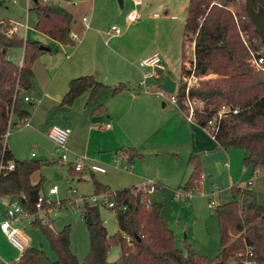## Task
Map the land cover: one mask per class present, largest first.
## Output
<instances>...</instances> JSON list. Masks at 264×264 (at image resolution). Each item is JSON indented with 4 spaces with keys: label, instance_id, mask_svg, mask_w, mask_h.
<instances>
[{
    "label": "trees",
    "instance_id": "16d2710c",
    "mask_svg": "<svg viewBox=\"0 0 264 264\" xmlns=\"http://www.w3.org/2000/svg\"><path fill=\"white\" fill-rule=\"evenodd\" d=\"M253 7H264V0H252ZM238 0H188L183 23L181 59L183 61L185 43L194 40L196 60L195 75L198 82L190 89V96L200 105L195 110L194 121L205 128L206 122L213 118L220 107L225 105L229 111L223 115L219 128L213 137L222 148H237L244 153L243 163L258 173H264V70H254L249 62V53L244 45L231 8ZM245 4V3H244ZM2 1H0V6ZM36 14L35 29L50 40L61 45L74 46L71 38V14L56 4H33ZM240 27L246 32L247 40L253 49H262L264 44L254 31L243 3H239ZM7 20L0 21V164L14 163L13 170L0 171V199L15 197L25 213H35L36 203L42 193L44 177L37 183L31 182V176L40 169L42 161L16 159L5 144L4 134L8 128L28 120L30 113L25 108L21 94L30 89L34 78L33 66L40 56L42 45L36 40H26ZM44 46V45H43ZM49 51L52 49L46 45ZM23 49L22 63L10 59V51ZM183 69L181 66V76ZM111 88L116 95L131 90L129 85L119 82L109 86L101 82L97 74L72 78L60 104L71 106L85 92L89 96L85 107H89L97 92L102 88ZM183 81L178 83L177 107L183 112L181 89ZM237 112L233 113L232 110ZM104 105L92 110L94 115L105 112ZM119 152L128 163L143 157L135 147H121ZM191 172L184 183V191H198L201 180V155L191 153L188 156ZM72 176L82 180L83 171L69 169ZM93 192L107 193L114 198L113 211L118 230L109 234L100 216L98 206L81 203L83 219L91 220L87 224L89 250L83 259H79L70 248L71 225L66 224L60 230L52 226V221L43 223L35 216L31 225L38 228L48 241L56 260L54 264H244L245 251L251 248L252 258L257 264H264V205L257 203L252 190L232 186L233 199L215 206L214 214L218 222L220 250L212 259L193 251L189 246L186 255L176 248L174 232L162 217V205L149 202L148 193L140 186L124 187L112 191L91 175ZM241 191L240 199L237 193ZM53 202L51 206L59 208ZM248 204V206H246ZM44 206H48L44 204ZM112 246L119 247V256L108 260ZM46 255L40 248L26 247L18 259L6 264H43Z\"/></svg>",
    "mask_w": 264,
    "mask_h": 264
},
{
    "label": "rangeland",
    "instance_id": "374dc122",
    "mask_svg": "<svg viewBox=\"0 0 264 264\" xmlns=\"http://www.w3.org/2000/svg\"><path fill=\"white\" fill-rule=\"evenodd\" d=\"M0 1H2V5L0 6V18L12 19L13 25L14 23H25L27 12L28 20L26 24L32 27V25L36 23V14L32 10L33 1H29V6H27L26 0ZM121 1L120 3V0H39L41 4L60 3V5L66 4L67 6L69 5L68 3L78 4L76 9L73 10V22L71 21L72 24L75 23L73 31L79 30L83 24L81 21V13L88 17L90 25L94 24L93 21H98V28L104 32L112 25L120 28L121 35L117 37L104 35L107 44L105 43L103 45L104 47L102 45L97 47V49L100 50L96 52L97 57L107 62L112 53L110 51L111 49L122 52V47L118 45L134 46L135 51H132L129 57L134 61L135 68L131 67L132 70L129 76L123 73L115 76L109 74V76L105 78L108 83H118V81L126 82L127 79H131L134 76L137 79L140 78L142 73L140 72L138 63L141 59L151 54L157 53L159 58L164 62L165 70H163L157 78L151 76L145 80L144 86H140L138 83L139 86L134 87L137 90L133 93L138 95V97H132L128 94L111 97L110 94L108 97L109 105H103L115 115L116 121L114 122L111 120V128L118 129L116 127V125H118L125 130L129 138L139 147L136 145L131 146H135L144 154L143 161L137 159V164H141L142 174L153 181H165L160 182L165 186V189L156 188L157 190H155L157 191L156 195L160 198L162 193L159 192L166 190L165 192L169 195L168 198L162 196V198L164 197V202L158 200L152 202L161 203V213L164 210L170 217L168 226L174 232V244L176 248L179 249L183 255H186L188 251L187 246H189L193 251L204 255L208 259H212L220 250L218 222L214 214L215 207L210 204L211 196H208L204 192L208 191V189H216L218 182H211V176L208 177V182H206L207 187H203V189L198 192H190L189 195L191 196L187 199L186 193L181 190L183 184L181 182H176L180 169L187 166L186 161H184V155H181V159L177 160L163 150L147 148V145L150 144L151 140L156 139L157 135H141L139 133L140 131L136 130V128L138 125H145L147 121L139 120L137 117L134 118L132 111H128L142 104V102L149 100L146 96H150L156 100V104L160 108L163 102L167 103V106H176V104L170 101L168 93L163 92V97H160L157 96L155 92L159 91L160 81H163L166 77H169L176 83H179L181 78V40L185 8L187 7L188 0H142V4L136 7L140 13V18L134 23H130L126 20V14L133 8L132 0ZM242 3L244 6V0H242ZM27 8H29V10ZM154 13L158 16H154ZM18 26L20 27V25ZM140 46H144L142 54H140V50H138ZM191 54V41H188L184 46L185 57L183 61L189 59ZM142 70L144 73L149 71L148 68H143ZM133 84L134 82L131 81L130 86L133 87ZM63 89H65V86ZM61 91L62 90L58 91L55 87L54 90L51 91V94H60ZM24 95L29 97V93L21 94L22 97ZM60 101L61 100H57L56 102L46 101L41 103L36 112L38 123L47 121L51 123V126H63L60 122L65 120L66 114L62 111V108L65 110L67 106L61 105ZM85 102L86 100L83 96L76 101L73 106L78 113L87 112L86 114L88 115L82 114L79 116L76 126L71 128L73 134L72 144L75 145L77 150H75L76 152H71L66 148L69 160H73V156L77 154L79 156H85L89 160V163L104 166L106 172L97 173L95 178L98 181H105L102 183L109 185L112 191L134 184L148 183L146 182L148 180L147 178H142L144 180L136 178L130 170L124 169V167H126L125 162L114 156V150L112 148L113 143L112 140H110L111 135L108 133L109 129H105L107 120H102L101 123H94L93 120L91 121L92 115L90 109L92 106L85 108ZM25 108L32 112L35 109V105L25 102ZM28 121L31 123L30 126H15L10 129L9 136L5 139V144H7L8 149L12 152L14 157L19 160L39 157L47 158L46 161H42L43 163L40 169L32 174L31 182L37 183L40 176H43L45 181L42 187V193H46L48 187L51 185H57L59 187V193L57 196H53V198L63 197V199L58 198L59 202L56 203L60 204L61 200H65V203L60 205L59 208H55V216H53L51 223L56 229H61L66 224L71 225V243L76 253L81 255L78 248L83 244V253H85L88 243V229L86 221L83 217L81 218L80 215L81 203L69 199L71 197L69 192L71 189L77 188L82 182L78 179V176L71 175L69 171L71 167L68 163L60 162L59 152L55 150V145L47 137L51 126L47 129H43L34 125L30 119H28ZM208 136H211L209 132ZM206 166L211 175L214 174L215 159L208 158ZM86 172L85 170L83 171L82 178L87 185L88 195H91L93 193L92 174ZM137 173L140 175L138 167ZM155 177H158L160 180L155 179ZM224 178L223 174L220 180L223 181ZM221 181L220 183L223 185L224 182ZM221 185L217 187L221 188ZM239 187L242 191L243 186ZM244 188H246V186ZM246 189L255 192L257 203L264 205V179L254 180L252 185H247ZM241 191L237 193L239 199ZM176 192H181V195H177ZM148 197L152 200L154 195L148 194ZM107 198L110 200L112 196L108 195ZM212 198L222 203L231 199V193L220 196L219 198L216 196ZM99 210L101 219L104 221L108 233H115L118 230V224L114 211L102 206L99 207ZM18 227L21 229L22 235L27 239L25 248H40L46 255V260L43 264H54L56 256L40 230L25 222L18 224ZM15 253L19 254V251L13 247L5 236L1 235L0 255L13 259L15 258V256H13ZM118 256L119 247L112 246L108 252V260L114 261Z\"/></svg>",
    "mask_w": 264,
    "mask_h": 264
},
{
    "label": "crops",
    "instance_id": "0c3cea01",
    "mask_svg": "<svg viewBox=\"0 0 264 264\" xmlns=\"http://www.w3.org/2000/svg\"><path fill=\"white\" fill-rule=\"evenodd\" d=\"M26 1H27V6H29L30 0H26ZM56 2H59V1H56ZM54 4L61 6L65 10H67L71 14L72 22H73V14H74L73 10L76 9L78 4L68 3L69 7L66 4L65 5H60V3H54ZM132 4H133V0H132ZM27 9L29 10V8ZM185 11H186V8H185ZM81 14H82L81 21L83 22V24L81 25V28L79 30L73 31L75 23L74 24L71 23V35L76 36V38L73 39L75 41L74 46L61 45L57 42L50 40L47 36L38 32L34 28L35 24H33L32 27L28 26L26 24V21L28 20L27 12L25 16V23L22 22L23 24L14 23L13 25L12 24L13 21H11L12 19L0 18V21L2 20L9 21L13 27L12 28L13 31L18 33L24 39L39 41L42 45L44 46L48 45L52 49L51 51H49V49H43L40 56L35 61L34 66H33L34 78L32 80V85L30 89L25 92V94L29 93V98H30V101H26V102H29L35 105V109L32 112H30L27 109V111L30 113V117L28 119H30L34 125L40 128L47 129L48 127L51 126V123L47 121H44L43 123H38L37 118H36V112L39 109L38 108L39 105H41V103L46 102V101L56 102L57 100H61L62 96L66 92L65 90H67L66 88H68V83L72 78L83 76V75L97 74L101 82L104 81L103 82L104 84L107 83L106 85L114 86L118 84L120 81H118V83H108V81H106L107 79L105 78H107L109 74H112V76H115V75L123 73L129 76L132 70L131 67L135 66L134 61H132L131 57H129L131 56L132 51H135L134 46H130V45L125 46L123 44L122 45L117 44L118 46L122 47L123 51L120 52L115 49H111L110 51L112 53L107 62L98 58L97 53H96L98 50L97 47L99 45L103 46L105 43L107 44V40H105L104 35L106 34L107 36L111 35V37H117L121 34L113 35L112 32L110 31L111 27L107 29V31L105 32L103 30H100L98 28V25H99L98 21H93L94 24L90 25L88 21V17L83 13ZM84 16L86 17V21L82 20ZM183 23H184V20H183ZM25 24L28 26V28L26 29L24 28ZM18 25H20V27ZM143 48L144 46L139 47L138 50H140V54H142ZM9 56H10V59L13 60L14 62L21 64L22 57H23V49H13L10 51ZM161 62L165 68L164 62L162 60ZM138 67L140 69V72L143 74L144 71L142 69L146 67L141 68L139 66V63H138ZM141 76L140 78H138L139 80L135 78V76L131 79H127V81L124 83H127L129 87L131 88V90H125L116 95L112 94L111 88L105 87V88L100 89L97 92L96 96L94 97L92 103L90 104V106H92L90 109V112L92 115L91 121L93 120L94 123L95 122L101 123L102 120H107V123L105 124V129H109L108 133L111 135L110 140H112V143H113L112 148L114 150V156L125 162V166H126L124 167L125 170L127 169L130 170L132 174L135 175L136 178L142 179L145 176L142 174L141 164L140 163L137 164V160H135L133 163H128L126 157L119 152V149L123 146L125 147H129L131 145H136L137 147L139 146L136 143H134L129 138L125 130H123L118 125H116L118 129L111 128L112 126L110 125V122L111 120H113L114 122L116 121L115 115L110 110H107L105 106V105H109L108 97L110 94H111V97H115L121 94H128V95H131L132 97H138V95L134 94L133 92L137 90L134 87L139 86L138 83L141 79ZM131 81L134 82L133 87L130 86ZM175 84L177 83L175 82ZM64 86H65V89H63ZM55 87L58 89V91L62 90L60 94H56V93L53 95L51 94V91L54 90ZM83 96L85 97V100L87 101L89 92H86L80 97H78L74 101V103L71 106H67L65 110H63L62 108V111L66 114L65 120H63V122H60L63 126L74 128L77 124V118L79 116H81L82 114L88 115L86 114L87 112L78 113L77 110L73 108L76 101H78ZM146 97L149 100H147L146 102H142V104H139L138 106H135L134 108L129 109L128 111H132L134 118L137 117L139 120L147 121L145 125H138L137 128L135 127L136 130L140 131L139 133L141 135L142 134L146 136L152 135V134L157 135L156 139L151 140L150 144L147 145V148H153V150H163L166 153L172 155V157L177 160L181 159L180 158L181 155H184V161H186L187 166L180 169L176 182H181L183 185L186 182L191 172V168H192L188 162V156L191 153H196V154L201 155V180H200V188L198 191L203 189V187L205 188L207 187V184H206V182H208L207 178L210 176H211V179L215 180L214 181L210 179L211 182H218V184L216 185V189L214 188L208 189V191L204 192L208 196H211L210 202L212 200L215 201L214 205L210 203L213 207H215L218 204L229 202L233 199V194L231 192L232 186H238V187L243 186V188L246 186L247 188V185L248 186L252 185L254 180L264 179V173L255 172L251 169V167L244 165L243 163L244 153L241 150L220 147L212 136H208V132L206 129H204L202 126L197 124L194 120H189L184 114V112L181 109H179L177 106H171V105L167 106L168 104L163 102L160 108L159 106H157L156 100H154L150 96H146ZM103 104H105L104 105L106 108L105 112L99 115H94L92 113V110L96 108L97 106L103 105ZM89 107H85V108H89ZM28 123L29 124L27 126H30L31 123L29 121ZM121 133L123 136L121 135ZM72 135L73 134L71 130V134L66 142V148H68V150L71 152H76L75 150L77 149L75 148V145L72 144V141H73ZM131 147H135V146H131ZM142 155L143 157L139 159V161L144 160V154L142 153ZM75 156H78V155L77 154L74 155L73 158ZM208 158L215 159V171L213 172L214 174L212 175L208 167L206 166ZM46 160L47 158H44V161ZM86 160L87 162H89L87 158ZM69 166L71 167L70 164ZM216 166H217V170H216ZM137 167H138L140 175L137 173ZM85 171H87L89 174H93L96 176L97 173H105L106 168L104 172H91L88 169H85ZM223 174L225 178L223 181H221L220 178L222 177ZM147 179L148 180L146 182L151 181L155 183L157 189H161V188L165 189L164 188L165 186H163L160 183V182H165L164 180L158 182V181H153L150 178H147ZM155 179L158 180L159 178L155 177ZM99 181L101 183L105 182L101 180ZM220 181L224 182L223 185H221ZM248 181H250L249 184H247ZM81 182L85 183L83 178ZM243 183H245V186L242 185ZM103 184H106V183H103ZM143 185L144 184L139 183L137 185L134 184L132 186L142 187ZM183 185L181 186V190L182 192L186 193V198L189 199L191 196L189 195V193L194 192V191H188V192L184 191L182 189ZM220 185H221V188L217 187ZM132 186H129V187H132ZM156 190L148 193V194L154 195V198L152 200L149 199V202L157 201V200L164 202L163 198L164 197L168 198L169 196L165 192L166 190H162V192H159V193H162L161 195L164 196L163 198L162 196L160 198L158 195H156L157 194ZM86 192H87V185H86ZM229 193H231V199H229L228 201L222 202V203L212 198L213 196H216L219 198L220 196L228 195ZM176 194L181 195V192L180 193L176 192ZM57 198H61V197H57ZM13 199L16 200L17 198L5 197V198L0 199V222L2 221L4 217L5 202L7 200H13ZM61 199H63V197ZM161 214H162V217L167 220V223H169L170 217L167 215V213H165V211L163 210ZM80 215L82 218L83 216L81 212H80ZM21 223L23 222L21 221L16 222L15 225L18 226V224H21ZM57 230H60V229H57ZM1 235L5 236L0 231V236ZM87 235H88V231H87ZM70 248L72 252L79 259H83L89 250V236H88V243H87L85 253H83L84 252L83 244L81 245L80 248H78L81 252L80 253L81 255H78V253H76L75 249L72 246L71 238H70ZM21 252L22 251H19V254L15 253V255H13L15 256V258L13 259H18ZM11 259H12L11 257L0 255V263L6 264L7 261Z\"/></svg>",
    "mask_w": 264,
    "mask_h": 264
},
{
    "label": "built area",
    "instance_id": "2783aa9c",
    "mask_svg": "<svg viewBox=\"0 0 264 264\" xmlns=\"http://www.w3.org/2000/svg\"><path fill=\"white\" fill-rule=\"evenodd\" d=\"M242 0H238V3L234 5V7L231 8L233 18L238 30V33L246 46L249 57L248 62L250 66L256 70V71H263L264 70V55L262 49H253L248 40L247 35L244 30L241 29L239 21L244 19L243 15H239V3H241ZM142 4V0H133V8L126 14V20L130 23L136 22L140 18V13L136 9L139 5ZM154 16H157L156 13L153 14ZM83 21H86V17L84 16L82 18ZM24 28H28V26L25 24ZM13 29H9L8 33H12ZM110 31L113 35H119L121 34L120 28L117 26H111ZM72 39H75V35H71ZM191 51L192 54L189 59L182 61V81H183V88L181 89L183 98L181 100L182 105L185 107L184 114L189 120H194L195 118V110L200 105L199 101L196 98H193L190 96V89L197 84L198 77L195 75V66H196V60H195V54H194V40H191ZM139 66L141 68L146 67L149 68L148 73H143L142 78L139 81L140 86H144L145 80L148 77H155L157 78L159 74L162 73V71L165 69L164 65L162 64L159 56L157 53H154L150 56L145 57L139 62ZM178 83L175 85V90L173 93L169 94V99L172 103L177 104L178 100ZM164 90L159 88V91L155 92L157 96L163 97ZM167 93V92H166ZM23 100L30 101V98L26 95L23 96ZM177 106V105H176ZM229 111V108L225 105H222L216 115L209 119L206 122L205 128L212 137L215 136V133L217 132L219 128L220 121L225 114V112ZM233 113H236L237 110L233 109ZM28 120H25L21 123H19L16 127L20 126H27ZM11 127L8 128L6 133L4 134V139H6L9 136V131ZM71 134V128L66 126H59V125H52L48 131L47 137L53 142L55 145V150L59 152V160L63 163H68L71 165V167L75 171H84L85 169H88L91 172H104L105 168L101 165L89 163L87 162L86 158L84 156H75L73 160H69L68 155L66 153V142ZM33 155V154H32ZM14 169V163L8 162L7 164H0V171L1 170H13ZM250 181L247 182L249 184ZM246 184V185H247ZM242 185H245L243 183ZM142 188L147 192H153L156 189V184L148 181V183H144ZM59 191V187L57 185H51L50 188H48L47 193H41L39 196L37 203H36V212L29 214L25 213L19 202L18 199L16 200H7L5 202V210H4V217L2 221L0 222V231L5 235L7 240L15 247L18 251H23L26 245L27 239L22 235L21 229L15 225L16 222H25L27 224H31V222L34 220L35 216H38L43 223H49L52 221L53 216H55V208L51 206L52 202H59L58 198H53V196L57 195ZM70 198L72 200H76L79 203L87 202L93 206L98 207H105L110 208L113 210L115 201L112 197L110 200H108L107 193H92L91 195H88V193H81L79 191V186L77 188H73L70 190ZM212 205L215 204V201L210 202ZM44 204L48 206H44ZM252 251L250 247L246 248L245 251V259L244 264H257V262L252 258Z\"/></svg>",
    "mask_w": 264,
    "mask_h": 264
},
{
    "label": "water",
    "instance_id": "95a60500",
    "mask_svg": "<svg viewBox=\"0 0 264 264\" xmlns=\"http://www.w3.org/2000/svg\"><path fill=\"white\" fill-rule=\"evenodd\" d=\"M34 3L38 2V0H33ZM122 1L120 0V3ZM244 7H245V12L251 21V23L254 26V31L256 34L259 36L261 42L264 44V7L259 6L257 9L253 7V2L252 0H244ZM40 49H48V47H45L43 45H40ZM175 82L172 81L169 77H166L160 84L159 88L164 90L167 93H173L175 90ZM34 161H44L43 157L39 158H34ZM79 191L81 193H86V185L84 182H82L79 185ZM248 206V204H246ZM86 223L90 224L91 220L87 217ZM4 264V263H0ZM211 264H225L224 262H214Z\"/></svg>",
    "mask_w": 264,
    "mask_h": 264
}]
</instances>
